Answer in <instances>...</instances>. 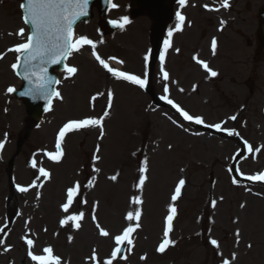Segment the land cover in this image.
I'll return each instance as SVG.
<instances>
[{
  "label": "rangeland",
  "instance_id": "1",
  "mask_svg": "<svg viewBox=\"0 0 264 264\" xmlns=\"http://www.w3.org/2000/svg\"><path fill=\"white\" fill-rule=\"evenodd\" d=\"M117 1L123 4L126 0ZM233 2L228 14L235 20L233 28L227 29L240 47L234 51L233 41L224 40L223 46L230 48V55L225 54L229 52L226 49L219 51L220 58H209L200 43L206 48L205 38L213 28L201 30L199 22L188 31L185 55L173 57L166 66L171 70L166 80L170 88L167 93L159 94L176 101L191 116L201 117L204 124H220L219 130L230 139L187 124L168 107L151 103L150 97L134 84L116 83L105 75L106 86L114 85L118 92L109 111L108 99L102 98L105 93L100 91L106 89L105 85L100 87L102 73L95 66L99 79L94 78L87 87L78 85L71 96L64 95V103L54 98L40 125L29 130L12 165L11 193L6 172L17 140L24 133L27 116L23 103L14 100L7 91L9 86L19 83L11 67L17 62L18 54L8 49L25 42L28 31L20 1L0 0V54L3 55L0 59V223L5 227L0 234L3 241L11 238L14 245L18 242L20 252L24 248L26 257H21L25 264L34 262L28 256L26 240L17 241V234L34 242L31 250L36 255H43V249L51 247L61 264H105L117 247L113 237L127 227H135L137 222L127 221L125 217L137 207L142 213L140 226L131 234L132 244L125 243L123 255L112 259V264H223L225 260L229 264H264V185L238 180L233 183L231 173L233 158L241 152L240 142L248 146L251 143L253 152L246 151L237 158V173L247 178L264 169V130L261 129L264 124L258 120V109L264 105V54L261 59L256 56L260 44L256 37L258 9L262 0ZM211 18L215 20L212 14ZM90 26L86 29L91 30ZM20 29L25 30L24 36L16 34ZM262 29L264 35V23ZM120 31L103 37L106 42L102 45L103 52L122 55L125 50L130 53L134 50V56L132 53L118 56L122 68L144 71L143 60L130 47L137 49L136 44L128 38V33L122 35ZM196 40L200 43L191 49V42ZM245 44L250 55L249 50L245 53ZM261 51L264 53V45ZM205 53L210 61L203 60ZM194 57L207 62L209 69L218 67L225 71L223 77L205 82L206 71L201 72L204 68ZM70 58L83 64L93 62L87 53L80 51L73 52ZM93 91V96L88 97ZM106 110L108 115L104 117ZM233 116L235 120L231 119ZM89 118H102L103 135L101 126L69 132L61 144L64 157L59 162L50 160L46 153L56 151L57 127L64 121ZM229 131L234 134L228 135ZM26 159H30L31 165H27ZM141 166L146 167V179L137 187ZM40 168L50 174L48 179L40 175ZM113 176L117 178L111 179ZM181 179L185 184L173 201ZM77 183L80 194L65 213L61 205L66 202L67 189ZM17 186L28 191L20 192ZM137 196L142 200L140 205L132 203ZM170 205L176 209L169 234L175 243L160 253L157 248L164 239ZM74 213L84 214L80 228L72 227L71 222L62 226L60 221ZM97 223L110 233L108 237L100 235ZM55 224L56 234L52 233ZM211 240H216L217 245L213 246ZM94 251L96 260L91 259ZM10 257L15 258L13 254L0 256V262L10 264ZM14 264H21V259Z\"/></svg>",
  "mask_w": 264,
  "mask_h": 264
},
{
  "label": "snow or ice",
  "instance_id": "2",
  "mask_svg": "<svg viewBox=\"0 0 264 264\" xmlns=\"http://www.w3.org/2000/svg\"><path fill=\"white\" fill-rule=\"evenodd\" d=\"M111 3V0H109ZM180 5L185 4V0H179ZM88 5V0H25V2L21 3L20 7L23 10V21L26 25H30L31 31L30 34L26 36L25 42L19 43L15 45L13 48L8 49V51L17 53V63L12 64V69L16 70L19 66L21 57H23V62L26 66L31 67L33 61H39L40 64H60L64 59H67L69 56L73 54V52H78L84 45H90L93 49L92 55L94 58L99 62V64L108 72L110 73L115 79L117 80H124L127 82H130L134 85H137L139 88L143 89L148 84V62H149V56L145 55L144 62H145V72L143 77L129 74L127 72L114 69L109 66L108 63L104 59L100 57V55L95 51V44L92 40L84 37L79 36L75 37L73 32V23L75 19L79 18L80 16L86 15V8ZM113 8L118 7V5L112 3L111 5ZM221 6L224 8H227L228 0H222ZM207 7V5L205 6ZM184 17L177 12L176 13V30L180 31L182 29V24L184 22ZM110 23L113 26L119 27L123 29L126 23H128L127 17H122L120 21H110ZM223 23V21H222ZM17 35L24 36L25 30L20 29L17 33ZM169 36L172 35V31L170 30L168 33ZM170 46L169 41H165V50H167V47ZM217 42L215 38L212 40V50L213 54H215ZM177 51H179L177 49ZM3 58V55L0 54V59ZM115 59V58H112ZM194 59L197 60V63H200L202 67L205 69V71H208L210 76H216L217 73L215 71H212L208 68L207 62L200 61L196 57ZM160 62L161 65L164 63V53L161 52L160 54ZM118 63H123L122 61H118ZM26 71H28V68H26ZM78 69L76 67H69L65 66V72L67 74V77L70 78L74 74H76ZM161 72L163 73V78L165 80L168 79V73L163 70V67H161ZM31 76L36 77L35 81V87L28 90V93H21V95L25 94H32L35 96L43 97L47 100V106L45 108V111H48L51 107L52 98L55 97L57 99H61V93L59 91H56L54 89L50 90L49 85L53 83H60V81H53L51 78L47 76V69L41 68L39 73L36 72H30L29 75H26V79H29L31 82ZM9 93L14 92V88H8L7 90ZM165 93H167L168 88L165 86L164 88ZM108 106H111L113 93L111 91L108 92ZM96 99L95 97L93 98ZM162 100H165L166 103L172 105L173 108L176 109V111L183 117L184 120L194 122L196 124H203L204 121L201 117H193L189 115L186 111H184L179 105L173 103L172 100L168 99V97L162 96ZM108 115L107 110L104 112V117ZM231 119L235 120L236 117L233 116ZM96 127L101 126V135H103V129H102V118H89V119H83V120H70L67 123L63 125V127L59 130L57 141H56V152L55 153H46L48 158L50 160L59 162L61 157L63 156L62 152V141L65 135L72 131H78L85 127ZM211 127H215L217 130L221 128L220 124L212 125ZM234 133L229 131L228 135H233ZM2 147V145H0ZM252 147L248 146V151H252ZM35 163L33 164V167H35ZM98 171V169L96 170ZM141 175L139 177V184L137 187L142 186L145 183V175L146 167L141 166L139 169ZM40 175L48 179L49 173L43 169H39ZM117 177L113 176L111 179L115 180ZM247 179L256 181H264V172L259 173L255 176H249ZM237 181H233V183H236ZM185 184V181L181 179L177 186L175 193L172 196V200L176 201L177 198L181 194V188ZM17 190L20 192H26L28 191V188L26 187H20L17 186ZM80 194V185L77 183L76 185L70 187L67 189L66 192V202L61 205L62 211L65 213H68L70 208L72 207L73 203L76 202L77 197ZM39 195V194H38ZM86 203V201H84ZM132 203L134 205H140L142 204V200L140 197H134L132 200ZM213 206H215V201L212 202ZM243 207V205H241ZM95 211V207L93 209ZM169 215L165 218V225H164V239L161 242V244L158 246L157 251L160 253H163L166 248L174 244V241H171L169 239V234L172 231V220L175 216L176 209L169 206ZM142 213L139 207L135 209L134 212H128L125 219L127 221H136L135 227H127L123 230L122 234L117 235L113 237L115 244L117 247L112 251L111 256L112 259H115L117 256V253L121 251L120 246L123 244H132L131 234L136 231V228L139 227L138 221L140 220ZM84 214L83 213H74L72 215H68L65 217V219H62L60 221L61 225H66L71 222L72 227L79 229L80 228V221L83 219ZM93 221H96L95 215H93ZM97 228L100 231V235L104 237H108L110 233L103 228H100L99 224L97 223ZM238 235V233H237ZM69 240L71 241V237H69ZM26 244L28 245L29 251L28 256L29 258L34 262V264H61L60 258L55 256L53 254V250L51 247H46L43 249V255H36L31 250L34 247V242L31 239H26ZM4 241L0 240V244H3ZM210 243L213 246L217 245L216 240H211ZM250 247V245H249ZM8 249H5L7 251ZM93 260H96L95 251L93 253L92 258ZM112 259H109L105 261V264H112ZM233 259H235V256H233ZM223 264H229V261L225 260Z\"/></svg>",
  "mask_w": 264,
  "mask_h": 264
},
{
  "label": "bare ground",
  "instance_id": "3",
  "mask_svg": "<svg viewBox=\"0 0 264 264\" xmlns=\"http://www.w3.org/2000/svg\"><path fill=\"white\" fill-rule=\"evenodd\" d=\"M206 22H207V25L210 23V18H206ZM225 29V28H224ZM223 32V31H222ZM216 42H217V46H216V50H215V54H213V50H212V40H213V37H209L206 41V49L209 51V53L211 54V56L213 58H216L217 56H219V51L220 50H229V52H225L226 55H230V48L227 47V46H223V41L224 40H227V41H230L232 40L231 38H229V36H227L226 34L222 35V36H216L214 37ZM233 41V40H232ZM231 45V44H230ZM240 47V44L237 40H234L232 45H231V48L232 50L236 51L238 48ZM33 64H38L39 61H33L32 62ZM18 251V248L14 249V252Z\"/></svg>",
  "mask_w": 264,
  "mask_h": 264
},
{
  "label": "water",
  "instance_id": "4",
  "mask_svg": "<svg viewBox=\"0 0 264 264\" xmlns=\"http://www.w3.org/2000/svg\"><path fill=\"white\" fill-rule=\"evenodd\" d=\"M94 1H95V0H94ZM91 2H93V0H88L87 8H88V6H89V4H90ZM87 8H86V10H87ZM75 20H76V19H75ZM53 65H54V64H51V63H48V64H44V65H42V64H40V62H39L38 64H33V63H32V66H31V67H28V66H26V65L24 64V62H23V57H22V64H21L20 68H23V69L28 68V70H30L31 72H36V73L38 74L41 68H46V69H47V73H48V70H49L50 67H52ZM32 77H33L34 79L30 82L29 87H32V86L35 85L36 77H35V76H32Z\"/></svg>",
  "mask_w": 264,
  "mask_h": 264
}]
</instances>
